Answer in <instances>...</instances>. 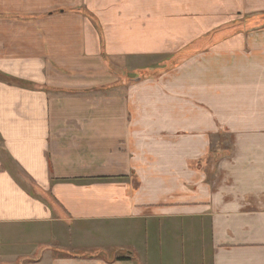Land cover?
I'll use <instances>...</instances> for the list:
<instances>
[{
    "label": "crops",
    "instance_id": "1",
    "mask_svg": "<svg viewBox=\"0 0 264 264\" xmlns=\"http://www.w3.org/2000/svg\"><path fill=\"white\" fill-rule=\"evenodd\" d=\"M0 264H264V0H0Z\"/></svg>",
    "mask_w": 264,
    "mask_h": 264
},
{
    "label": "rangeland",
    "instance_id": "2",
    "mask_svg": "<svg viewBox=\"0 0 264 264\" xmlns=\"http://www.w3.org/2000/svg\"><path fill=\"white\" fill-rule=\"evenodd\" d=\"M168 55H162V56H160V57H157V58H155V59H153V58H149V59H147L146 60V62L144 63V65H147V66H151V67H153V66H156V67H158V68H160L161 66L163 67V70L164 69H166V67L167 66H163V65H165L167 62L166 61H168L167 59H168ZM130 65H132V62H128ZM141 64V63H140ZM151 67H149V68H151ZM148 68V69H149ZM137 71H143L144 73H143V76L146 74V72H147V70H145V68H142V67H139V68H135V69H133V68H128V67H126L125 69L123 68V69H121L120 67H118V66H114L113 65V72L115 73V74H129V75H134V74H136L135 72H137ZM152 71H155V70H152ZM140 73V72H139Z\"/></svg>",
    "mask_w": 264,
    "mask_h": 264
},
{
    "label": "trees",
    "instance_id": "3",
    "mask_svg": "<svg viewBox=\"0 0 264 264\" xmlns=\"http://www.w3.org/2000/svg\"><path fill=\"white\" fill-rule=\"evenodd\" d=\"M88 15H90V14L88 13ZM90 19L92 20V22L94 23V25L96 26V28L99 29L98 23H97L96 19L92 15L90 16Z\"/></svg>",
    "mask_w": 264,
    "mask_h": 264
}]
</instances>
